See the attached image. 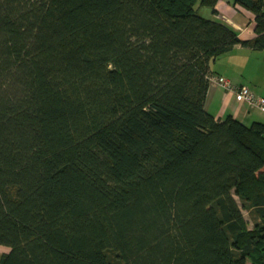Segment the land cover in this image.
Here are the masks:
<instances>
[{"label": "trees", "instance_id": "obj_1", "mask_svg": "<svg viewBox=\"0 0 264 264\" xmlns=\"http://www.w3.org/2000/svg\"><path fill=\"white\" fill-rule=\"evenodd\" d=\"M236 3L252 40L196 0H0V264H264V124L204 110L264 52Z\"/></svg>", "mask_w": 264, "mask_h": 264}, {"label": "crops", "instance_id": "obj_2", "mask_svg": "<svg viewBox=\"0 0 264 264\" xmlns=\"http://www.w3.org/2000/svg\"><path fill=\"white\" fill-rule=\"evenodd\" d=\"M200 1L196 0V4L200 8H206L199 5ZM236 1L216 0L214 5L216 14L208 8L210 9L208 20L229 28L241 41L252 40L255 36L253 15L237 5ZM209 76L204 110L210 116L218 121L231 116L245 126L253 123L264 124V114L261 111L245 102H238L233 92L226 91L213 82V79H222L234 89L246 87L254 97L264 99V52L235 46L231 52L209 64ZM7 252V248L0 247V256Z\"/></svg>", "mask_w": 264, "mask_h": 264}, {"label": "built area", "instance_id": "obj_3", "mask_svg": "<svg viewBox=\"0 0 264 264\" xmlns=\"http://www.w3.org/2000/svg\"><path fill=\"white\" fill-rule=\"evenodd\" d=\"M213 82L222 89L233 92L238 102H245L247 105L258 109L264 114V99L260 97H254L248 88L241 87L239 89H234L229 85V83L222 79H213Z\"/></svg>", "mask_w": 264, "mask_h": 264}, {"label": "rangeland", "instance_id": "obj_4", "mask_svg": "<svg viewBox=\"0 0 264 264\" xmlns=\"http://www.w3.org/2000/svg\"><path fill=\"white\" fill-rule=\"evenodd\" d=\"M195 8H196V13L198 14L199 17H201L203 19H206V20L209 19V17H210V9H208L207 7L206 8H200L198 6V4H196ZM235 200L238 202L237 198H235ZM242 215H243L244 219L248 222L249 229H251L252 228V224L250 222L248 214L243 211Z\"/></svg>", "mask_w": 264, "mask_h": 264}]
</instances>
